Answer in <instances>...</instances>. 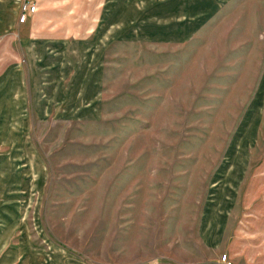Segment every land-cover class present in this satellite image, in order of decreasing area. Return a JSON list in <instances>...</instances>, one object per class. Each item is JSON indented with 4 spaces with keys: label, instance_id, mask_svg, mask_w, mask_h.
<instances>
[{
    "label": "rangeland",
    "instance_id": "obj_1",
    "mask_svg": "<svg viewBox=\"0 0 264 264\" xmlns=\"http://www.w3.org/2000/svg\"><path fill=\"white\" fill-rule=\"evenodd\" d=\"M26 1L39 7L30 29L90 35L100 67L80 115L0 106V264L25 251L59 264H264V0H215L177 42L133 22L144 0H121L115 32L110 0ZM213 206L228 215L210 251Z\"/></svg>",
    "mask_w": 264,
    "mask_h": 264
},
{
    "label": "crops",
    "instance_id": "obj_2",
    "mask_svg": "<svg viewBox=\"0 0 264 264\" xmlns=\"http://www.w3.org/2000/svg\"><path fill=\"white\" fill-rule=\"evenodd\" d=\"M21 1L0 0V89L3 90L0 93L2 103L0 106L3 111L9 112L5 116L25 118L31 113V117H41L53 116L58 112L68 113L71 116L80 115L89 108L90 101V98L83 95V90L89 89L90 86L97 87V83L90 81L91 71L95 73L100 67L97 44L95 43V52L91 56L90 35L68 39L59 37L58 32L45 34L40 30L30 29L32 19L39 11L30 17L26 24H19ZM144 1L147 3L146 8L144 10L142 7L138 8L140 15L138 17L133 15V22L153 24L156 28L151 27L153 32L151 37L162 38L169 42H177L190 36L195 31L199 19L209 11L211 12L216 3L215 0ZM110 4L113 5V13L112 16L110 15L113 25L110 29L112 28L115 32L114 30L118 27L116 15H118V21L121 20V0H110ZM134 6H138V3ZM119 28L121 29L120 26ZM87 32L89 33V29ZM106 35L104 33L101 39L107 40L110 37V31ZM110 38L114 39L115 35ZM98 42L104 44L102 40ZM47 50L50 52L47 53ZM29 51L36 59L33 64L27 59L26 52L29 53ZM43 81L47 84L42 85ZM42 86H48V88L43 90ZM98 96L99 94H95L91 100H98ZM43 100L47 103L41 108L43 112L41 113L37 108H40L39 102ZM10 125L15 126L12 122L8 124V127H12ZM17 126L20 130V125L17 124ZM7 136H9L8 132H3L1 136L3 145L7 143ZM7 156L1 155L0 165L6 163ZM8 160H10V154ZM26 175L18 174L16 181L19 183L33 181L34 183L35 174L33 179L32 174L27 177ZM22 186L25 187V183ZM18 193L24 195L25 191ZM227 215L225 210L213 206L204 216L201 239L210 251L221 248L225 242L223 239L227 227ZM48 258L43 256L39 258L25 251L20 261L23 264H35L36 261L38 264H59L57 258L50 256ZM209 264L222 263L221 261L213 263L211 260Z\"/></svg>",
    "mask_w": 264,
    "mask_h": 264
},
{
    "label": "built area",
    "instance_id": "obj_3",
    "mask_svg": "<svg viewBox=\"0 0 264 264\" xmlns=\"http://www.w3.org/2000/svg\"><path fill=\"white\" fill-rule=\"evenodd\" d=\"M19 11H20L18 18L19 24H26L29 21V18L34 16L39 11V7L35 3L25 0V1H21ZM221 263L233 264L232 261L227 256L222 257Z\"/></svg>",
    "mask_w": 264,
    "mask_h": 264
}]
</instances>
